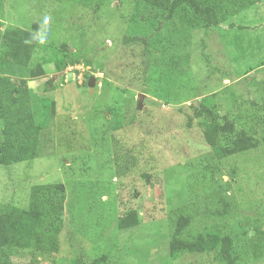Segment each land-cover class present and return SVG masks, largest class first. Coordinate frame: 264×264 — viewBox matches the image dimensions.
<instances>
[{
	"label": "rangeland",
	"instance_id": "1",
	"mask_svg": "<svg viewBox=\"0 0 264 264\" xmlns=\"http://www.w3.org/2000/svg\"><path fill=\"white\" fill-rule=\"evenodd\" d=\"M158 12L141 0H0V30L35 37L26 66L0 40V75L27 80L41 126L35 158L0 166V203L27 206L35 184L65 194L58 250L12 249L1 264L222 263L216 251L169 254L180 214L194 215L183 238L229 235L233 264H264V144L219 157L203 139L225 116L264 115V0L209 28ZM134 35L146 49L124 43ZM197 103L208 111L195 115ZM129 212L139 223L120 229Z\"/></svg>",
	"mask_w": 264,
	"mask_h": 264
},
{
	"label": "trees",
	"instance_id": "2",
	"mask_svg": "<svg viewBox=\"0 0 264 264\" xmlns=\"http://www.w3.org/2000/svg\"><path fill=\"white\" fill-rule=\"evenodd\" d=\"M141 1L146 6L158 10L164 19L179 15L183 20L187 19L209 28L218 25L221 19L238 13L256 0ZM32 26L34 29L39 28L37 23ZM34 38L33 35H23L19 27H6L0 30L2 52L18 66L28 65L34 50ZM124 43L140 45V48L147 45L144 38L138 35L125 36ZM42 73V64L39 63L30 71L33 77ZM192 108L195 115L208 111L202 103L192 104ZM258 111L259 109L255 107L250 114L251 121L246 125L237 126L236 122L227 116L221 123H211L210 128L203 133L205 143L219 157L260 147L264 144V115ZM0 123V166L8 167L31 160L38 155L41 126L34 120L27 80H13L0 75ZM117 173H120L118 169ZM64 201L63 183H51L32 185L25 207L10 202L0 203V256H4L5 252L12 249L56 252L59 245L58 235L63 224ZM193 216L192 214L177 216L168 241L169 254L177 252L202 254L216 251L223 261L220 264H233L231 256L233 239L229 235L207 231L194 238L182 237L183 230L190 224ZM138 223V216H135L134 212H129L118 220L117 225L124 229ZM2 262L4 259H0V264ZM74 264H82V261L76 259Z\"/></svg>",
	"mask_w": 264,
	"mask_h": 264
},
{
	"label": "water",
	"instance_id": "3",
	"mask_svg": "<svg viewBox=\"0 0 264 264\" xmlns=\"http://www.w3.org/2000/svg\"><path fill=\"white\" fill-rule=\"evenodd\" d=\"M93 80H94V77L91 76V77L89 78V81H88V86H89V87H91V86L93 85ZM143 97H144L143 94H139V96H138V105H137L138 107L141 106V100H142Z\"/></svg>",
	"mask_w": 264,
	"mask_h": 264
},
{
	"label": "clouds",
	"instance_id": "4",
	"mask_svg": "<svg viewBox=\"0 0 264 264\" xmlns=\"http://www.w3.org/2000/svg\"><path fill=\"white\" fill-rule=\"evenodd\" d=\"M47 19H48V18H47V17H45V22H47Z\"/></svg>",
	"mask_w": 264,
	"mask_h": 264
}]
</instances>
